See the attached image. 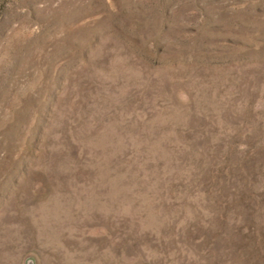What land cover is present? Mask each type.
Here are the masks:
<instances>
[{
  "label": "rangeland",
  "instance_id": "rangeland-1",
  "mask_svg": "<svg viewBox=\"0 0 264 264\" xmlns=\"http://www.w3.org/2000/svg\"><path fill=\"white\" fill-rule=\"evenodd\" d=\"M0 264H264V0H0Z\"/></svg>",
  "mask_w": 264,
  "mask_h": 264
}]
</instances>
